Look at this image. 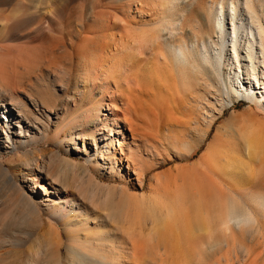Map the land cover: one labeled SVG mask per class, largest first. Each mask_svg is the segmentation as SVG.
Segmentation results:
<instances>
[{
  "label": "bare ground",
  "instance_id": "obj_1",
  "mask_svg": "<svg viewBox=\"0 0 264 264\" xmlns=\"http://www.w3.org/2000/svg\"><path fill=\"white\" fill-rule=\"evenodd\" d=\"M183 1L151 0L152 4L135 1L137 2L135 3V12L143 22L142 24L149 27L147 28L148 32L133 36L134 34L125 31L120 35L119 42L117 41L118 45L115 44L116 48L112 49L111 53L102 55L104 54L102 52L101 57L93 59L92 65L95 70L85 84L91 85L95 89L101 85L104 94L101 99H96L94 93L89 89L83 92L90 96L89 103L93 105V108H87L82 94L78 116L69 119L66 116L60 118L55 113L54 107L45 101V98L41 97L40 99L30 89L24 88L19 91L11 87L12 92L9 94V99L0 97V115L3 114L2 117L0 116V150L16 151L21 149L20 146L24 143L25 137L24 129L28 131L27 137H30L29 132L31 133L32 129L37 133L41 132V129L44 132H51L52 119L50 115L56 114L57 121L53 123L56 132H51L54 139L48 138L46 144L49 145L53 142L59 149H62L63 145H67L69 152L72 150L87 156L88 161L94 167L96 165L100 167L101 176L105 175L112 181L118 177L131 180L128 171L123 169L124 161H126L128 169L130 166L133 167L139 187L143 188L148 169L140 151L143 147L146 151L151 149L152 152L158 153V144L165 148L172 146L178 151H180L179 146L183 145L186 148H184L183 154L190 157L196 150L195 148L206 140L217 117L211 118L208 128L194 143L181 141L178 138L172 139L163 132L165 128L160 123L162 112L156 105L158 101L153 102L154 99L151 101L148 98L162 92L169 94L176 89L178 84L183 88L189 87L191 74L196 78L201 74L203 76L207 74L208 77L210 74H215L218 79L217 90L219 92L225 94L233 92L239 97L255 98L258 87L261 90V85H263L264 91V80L261 83L259 78L260 71L264 76V9L263 5L259 9L255 7L256 0H223L219 4V8H214L213 5L209 8L210 32L202 33L200 28V34L195 31L188 38V32H186L188 9L176 7ZM191 1L193 2V0L188 2ZM257 2L264 4L263 0H257ZM132 5L133 2L128 4L129 11H132ZM191 5L189 4V6ZM128 10L127 13L125 12L126 14L130 13ZM121 26L127 29L129 25L122 22ZM139 31L141 30L139 29ZM88 40L89 43L86 47L72 49L70 52L71 61L82 51H87L90 58L96 56L95 41L97 39L91 37ZM104 47L107 46L103 45L102 49ZM119 54L121 57L116 58ZM226 61V68L229 71L227 74L224 71ZM80 78L81 76H76L73 82L71 80V84L67 81V85L72 86L76 99L80 97H78L79 89L77 87ZM234 80L239 85L237 89L234 88ZM104 82L115 88L114 91H111L112 95L109 92L110 87L104 89ZM136 82L137 85H135ZM250 82H255L257 88H249L247 85ZM209 87L211 88V85ZM194 94L198 95L200 92ZM260 94L264 95V92ZM166 95L164 94V96ZM200 99L206 101V96H200L197 101L198 105ZM102 101L109 103L107 109L109 113L103 112ZM53 103L56 105L57 102L53 99ZM169 105L167 98L164 97L161 106L164 110L162 109V111H166L165 108L168 110ZM223 112L224 109L221 108L217 113L221 115ZM78 118H82L79 124L76 122ZM14 121H17V124ZM244 121L248 120L244 119ZM234 124L238 125L235 123V119H230L225 126L226 131ZM250 126L254 134L260 129V126L255 123ZM17 131L19 132L17 133ZM221 135L220 131L215 134L209 146L210 152L201 155L196 167L180 173L175 181L171 182L174 185L164 180L163 176H156L148 183L149 193H145L147 195L124 196L122 202L128 213L123 220L120 219V223L118 220H108L101 213L95 217H89L80 203L72 198L73 194L69 189L71 186L66 185L65 182L46 170L48 164L45 163V158L50 162L53 158L52 155L56 154V150L50 151V157L47 154L48 150H39L20 155L18 158H23L22 160H12V163L19 162L14 172L18 170L32 176L24 180V185L17 180L16 176H11V170L1 160L0 172L7 175L9 182L11 181L14 186L19 188L21 200L24 202L28 200L35 211H42L43 207L51 204L53 207L61 204V209L67 211L65 214L53 213V217L65 229L68 252L65 262L67 264H74L73 257L80 251L83 253V258L92 261V264H123L122 253H125L127 258L131 257L133 264H138V250L145 244L141 233L146 227L148 219L145 215L149 211L152 212V225L148 227L146 238H152V244L155 242L154 240H157L158 253H162L161 247L163 246L165 256L167 254L173 257L172 264H201L203 260H197L196 255L201 252V246L204 245L211 251L218 245L220 248L225 245L226 248H224L229 255L236 251L245 252L243 254L251 253L248 246L240 249L241 251L234 248L237 245H243L237 235L244 226L253 220L256 221V217H251L254 208L248 205L252 200L247 198L248 204L244 203L246 202L244 198L248 195L236 190L234 184L233 187H228L229 183L240 178L238 175L235 178L229 177L228 169L232 163L223 159L226 157V153ZM121 136L128 142L121 143L119 140ZM255 137L250 136L247 140L245 139L248 143L249 153L254 151V147L257 148ZM57 153L60 155V152L57 151ZM232 159L234 160V157ZM235 160L237 159L235 158ZM60 162L65 163L61 160ZM243 164L242 161H234L231 167L237 172L241 171L245 165ZM151 166L153 169V166L156 165L152 164ZM67 167L71 169L69 166ZM87 173V183L92 184L98 176L92 170H87ZM42 174H47V179L50 178L52 181L49 184L47 182L48 186L55 185L61 188L53 189L52 187L53 191H51L46 184L38 183L40 180L44 181V178L40 176ZM219 180L223 181L225 186L228 184V188H223L224 191H220L222 188L217 189L218 184L221 183ZM32 187L34 189L30 190ZM24 188H28L31 192ZM51 194H66L68 198L62 195V201L59 202ZM254 196V199L260 200L261 208H264V196ZM250 197L252 198V194ZM256 202L254 201L255 204ZM255 210L257 209L255 208ZM257 211L259 212V210ZM116 212V209L113 210V214ZM255 213L253 216L257 214ZM259 216L261 217L260 214ZM91 219L94 220L92 224L90 223ZM251 227L249 228L251 229ZM252 228H255V225ZM124 234L131 240V246L128 248L123 243V238L126 237ZM206 235L209 237V241L203 242V244L201 240ZM54 244L56 241L50 239L46 242V247H51ZM11 251L2 252V255L7 256L0 257V264H8L6 260L11 259ZM233 257L235 256L228 259L227 264L236 263L233 262ZM45 258L47 264H63L59 253L57 255L46 254ZM18 259L20 260V258Z\"/></svg>",
  "mask_w": 264,
  "mask_h": 264
},
{
  "label": "rangeland",
  "instance_id": "obj_2",
  "mask_svg": "<svg viewBox=\"0 0 264 264\" xmlns=\"http://www.w3.org/2000/svg\"><path fill=\"white\" fill-rule=\"evenodd\" d=\"M135 1L152 4L151 0H129V2L128 0H0V97L2 99L8 97L9 99L12 88L19 91L24 88L30 89L40 99L41 97L45 98V101L54 107L55 113L60 118L66 116L68 119L79 115V103L82 94L87 108H93V105L89 103L91 101L90 96L83 92L89 89L90 92L94 93L96 99H101L104 94L101 85H98L95 89L93 86L85 84L92 77L91 74L95 70L92 65L93 59L111 53V50L116 48L115 44L118 45L117 41L120 35L125 31L130 32L132 35L134 34L133 36H137V34L139 36L141 35L139 33L148 32L147 28L149 27L142 24L143 22H141V19L135 12V3H137ZM188 1L184 0L178 6L176 5L178 9H188L186 20L188 38L192 32L196 31V33L200 34V28L202 33L210 32L211 25L209 20H211V17L209 8L212 5L214 8H219V4L223 0ZM131 2H133L132 11H129L128 4ZM189 4L192 5L189 6ZM261 6L264 9V4H259L256 0L255 7L259 9ZM127 10L130 13L126 14ZM122 22L129 25L127 29L122 28ZM144 26L146 28H143ZM91 37L97 39L95 41L96 56L90 58L87 51H82L71 61L70 52L72 49L86 47L89 43L88 39ZM103 45L107 47L102 49ZM120 57V54L116 56V58ZM226 65L227 61L224 68L227 74L229 71ZM29 71L32 72L30 73ZM201 75L196 78L195 75L191 74L190 78H195L193 80L192 78L190 79V85L187 88H183L178 84L176 89L172 91L173 93L167 94L162 92L159 95H151L148 98L151 101L154 99L155 101L153 100V102L158 101L159 105L157 103L156 105L160 112H162L160 114V123L165 128L163 132L172 139L178 138L181 141L194 143L196 140H199L208 128L211 118L216 116L217 119L211 127L206 140L195 148L196 150L190 157L183 154V151H185V146L183 145L179 146L180 151H178L177 148L172 146L165 148L161 144H158V153L152 152L151 149L146 151L143 147L140 151L144 157L143 161H145V165L148 166L143 188L139 187L137 175L134 174L133 167L130 166L128 169L126 161H124L123 169L128 171L131 180L118 177L112 181V179H108L105 175L101 176L99 172L100 167L98 165L94 167L88 161L87 156L80 155L72 150L69 152L67 145H63L62 149H59L53 142L47 145L46 141L48 138L50 140L54 139L51 132H56V128L53 126V123L57 121L56 114L50 115L52 119L50 124L51 132H44L41 129V132L37 133L36 130L32 129L31 133L29 132L30 137H27L28 131L24 129V143L20 146L22 148L16 151L0 150V160L11 170V176H16L17 180L24 185V180L32 176L27 175V173H21L18 170L14 172L19 162L12 163V160H22L23 158H18L20 155L29 151L39 150H48L47 154L50 157V151L56 150V154L52 155L53 158L50 162L45 158V163L48 164L46 170L61 179L66 185L71 186L69 189L72 191V198L77 203H80L89 217H95L101 213L108 220H118L120 223V219L123 220L128 213L125 204L122 202L124 196L134 197L133 195H135V197H139L147 195L149 193L148 183L156 176H163L164 180L169 183L174 182L180 173L196 167L203 153L210 152V143L213 141L215 134L220 131V134H222L221 140H224L222 141L223 145H225L223 148L226 153V157H223V159L230 164H233L234 161H242L245 167L243 166L241 171L236 172L235 169H232V164H228L230 167L228 169L229 177L235 178L238 175L240 179L235 180V182L232 181V183H229V186L228 184L225 186L220 179L219 182L221 183L218 184L217 189L235 186L236 190L242 193L245 192L244 195L246 196L248 195V197L244 198L246 201L244 203L248 204L249 201L246 199L250 198L252 201L248 205L254 208V213L255 211L257 213V210L259 212L255 213V216H253L254 213L251 214V217H256V221L249 222L240 233L238 232L237 238H240L239 240L243 245H239L240 247L237 245L234 248L240 250L248 246L251 253L243 254L245 252L240 250L242 253L236 251L229 255L228 252L226 253L225 245L222 248L218 245L215 247L217 249L215 250L214 248L212 251L204 245L203 247L201 246V252H198L202 258L197 254L196 259H202L201 264H227L228 259L235 256L237 260L233 257V262H236L234 264H253L254 262V264H264V208H261L260 200L254 199V195L264 196V95L260 94L264 92L263 85H261L262 89L260 90V87L257 88L255 82L248 83L247 86L249 88L254 87L257 89L255 98L247 99L239 97L238 94L233 92L230 94L219 92L217 90L218 79L215 74H210V77L207 74ZM76 76H81L77 84L79 99L74 97L72 86L67 85V81L71 84ZM262 76V72L260 71L259 78L261 79V83L264 80V76ZM241 77L243 78V75ZM137 84L136 82L135 85ZM210 85L211 88L209 87ZM103 86L104 89L110 87L109 92L111 95L113 94L111 92L115 90L113 86L107 85L106 82L103 83ZM237 87L239 85L234 80V88L237 89ZM193 92H200V94L197 95ZM164 94L167 95L164 96ZM201 95L206 96V101L200 99L198 105L197 101ZM163 96L167 98L168 105L171 104L169 105L170 109L168 108L167 110L165 108L166 111H162L163 108L161 107ZM52 98L57 102L56 105H54ZM106 99L108 98L106 97ZM102 103L104 105L103 112L109 113L107 110L109 103L107 101H102ZM221 108L224 109V112L218 115L217 112ZM0 116L2 117L3 114ZM81 119H76V122L79 124ZM230 119H235V123H238V125L234 124L232 128L226 131L225 126ZM244 119L248 121L245 122ZM253 123L260 126V131L258 130L255 134L251 131L252 127L250 126ZM15 124H17V121ZM250 136H256L255 139H252L257 142V148L254 147V151L252 150L253 152L249 153L246 140ZM119 140L121 143L128 142L122 136L119 137ZM258 141L262 144L261 146ZM57 151L60 152V155H58ZM118 156H120L119 153ZM233 157L234 160L232 159ZM223 159L222 161H224ZM60 160L65 161V163H61ZM225 161L223 162L224 164ZM152 164L156 165L153 166V169ZM87 170H92L98 176L92 184L87 183ZM40 176L44 178V181L40 180L38 183L47 185V182L48 184L52 182L50 178L47 179V174ZM59 183L62 184L61 182ZM48 187H50L51 191L55 187L61 188L55 185ZM33 189V187L30 188V190ZM222 189L220 191H224ZM24 190L30 191L28 188H24ZM251 194L252 198L250 197ZM19 195L21 196L19 188L14 186L11 181L9 182L7 175L0 172V257L7 256L2 255V252L5 253L12 250L11 259H8L9 261L6 260L8 264H27L28 262V264H34V262L35 264H47L46 254L57 255L59 253V256L63 260L62 263L67 264L65 262L68 256L65 229L53 217V213L65 214L67 211L61 209V204L57 207H53V204H51L43 207L42 211H35L31 207L30 202L28 200L22 201ZM62 195L68 198L66 194H51L59 202L62 201ZM254 201H257L256 204ZM115 209L117 212L113 214V210ZM114 215L115 217H113ZM145 216L148 221L146 227L143 229V233H141L145 244L138 250V264H172L173 257L167 254L165 256L164 247H161L164 254H159L157 240H154L155 242L152 244V238H146L148 227L152 225V212H147ZM90 223H94V220L91 219ZM254 225L255 228H252ZM256 225L259 227L256 228ZM124 235L126 237L124 236L123 243L128 248L131 246V240L128 239L126 234ZM50 239L56 241V244L46 247V242ZM208 241L209 237L207 235L201 240L202 243H207ZM235 253L238 254L236 255ZM82 254L80 251L74 255V264H81L82 262L92 264V261L83 258ZM122 255L123 264L134 263L131 257H125V253H122Z\"/></svg>",
  "mask_w": 264,
  "mask_h": 264
}]
</instances>
